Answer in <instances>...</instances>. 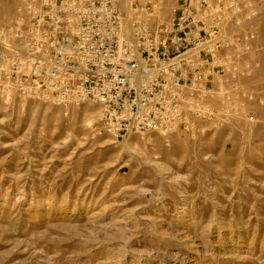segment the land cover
Returning a JSON list of instances; mask_svg holds the SVG:
<instances>
[{"label": "rangeland", "instance_id": "obj_1", "mask_svg": "<svg viewBox=\"0 0 264 264\" xmlns=\"http://www.w3.org/2000/svg\"><path fill=\"white\" fill-rule=\"evenodd\" d=\"M151 1L167 23L181 0ZM254 1L246 86L264 100ZM21 3L0 0V29ZM96 110L0 99V264H264V104L253 123L205 125L195 140L113 143L90 138Z\"/></svg>", "mask_w": 264, "mask_h": 264}, {"label": "built area", "instance_id": "obj_2", "mask_svg": "<svg viewBox=\"0 0 264 264\" xmlns=\"http://www.w3.org/2000/svg\"><path fill=\"white\" fill-rule=\"evenodd\" d=\"M254 0H22L0 29V99L96 107L90 138L195 140L205 125L253 123Z\"/></svg>", "mask_w": 264, "mask_h": 264}, {"label": "bare ground", "instance_id": "obj_3", "mask_svg": "<svg viewBox=\"0 0 264 264\" xmlns=\"http://www.w3.org/2000/svg\"><path fill=\"white\" fill-rule=\"evenodd\" d=\"M128 1V0H127ZM162 18V17H161ZM90 124H89V121L86 123V126L88 127ZM107 141V140H106ZM105 141V142H106ZM114 141L113 140H110V142H108V143H113ZM123 149L125 150V151H127V150H129L128 149V146L127 145H123Z\"/></svg>", "mask_w": 264, "mask_h": 264}]
</instances>
